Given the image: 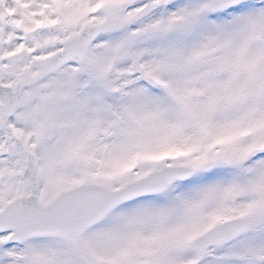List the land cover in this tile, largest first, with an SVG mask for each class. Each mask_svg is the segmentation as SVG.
<instances>
[{
	"label": "rangeland",
	"instance_id": "rangeland-1",
	"mask_svg": "<svg viewBox=\"0 0 264 264\" xmlns=\"http://www.w3.org/2000/svg\"><path fill=\"white\" fill-rule=\"evenodd\" d=\"M123 1L0 0V84L38 77L56 41L91 26L101 31L89 62L73 61L30 85L10 117L9 127L37 158L42 203L82 183L112 188L137 181L172 152L171 166L215 163L163 195L115 212L87 232L85 242L120 264H194L193 238L227 218L251 215L248 233L209 250L199 264H264L263 195L249 185L264 194V0L222 11L215 0H132L133 8L120 13ZM56 21L60 34L44 32L25 44L26 30ZM22 49L32 53L26 63L2 62ZM134 60L162 81L160 89L131 76ZM197 61L221 67L223 76L204 81L188 72ZM4 118L0 108V208L32 192L24 180L27 157L5 133ZM114 122L117 131L110 128ZM249 129L246 139L242 132ZM257 147L263 153L254 158ZM225 155L241 157L242 164L222 163ZM72 162L77 168H69ZM6 239L0 236V264H86L61 239H33L22 247H8Z\"/></svg>",
	"mask_w": 264,
	"mask_h": 264
},
{
	"label": "water",
	"instance_id": "water-1",
	"mask_svg": "<svg viewBox=\"0 0 264 264\" xmlns=\"http://www.w3.org/2000/svg\"><path fill=\"white\" fill-rule=\"evenodd\" d=\"M223 1V6H229L239 3L244 0H219ZM226 1V2H224ZM232 3H231V2ZM128 5H124L126 8ZM56 28H50L54 31ZM95 28L86 32L82 39H72L68 42L61 43L65 48L54 56L52 61L48 64V71L52 72L65 64V61H69L70 58L78 56L83 57L86 51V47L89 41H84L86 35L93 34ZM96 32V31H95ZM37 34L30 33L26 39L31 40L36 38ZM262 41L264 43V32L262 33ZM80 43H83L82 45ZM14 56L13 61L23 62L27 59V55ZM200 69V66H196ZM144 75V73H142ZM221 75V70L218 68L210 69L205 77H217ZM22 87L18 85L17 90H21ZM11 89L5 85L0 87V105L5 109L7 116L11 115L13 109L10 106L11 101ZM262 96L261 101H263ZM238 111L240 109L237 108ZM31 161V173L33 178L29 176V180L32 181L35 188V164L34 160ZM71 166H75L74 164ZM176 173L175 171L166 170V173ZM181 171H178L180 173ZM195 171L192 169H184L183 176L175 178L183 179L187 178ZM174 176L169 177V180H173ZM142 185H145L143 183ZM36 189V188H35ZM103 192L95 191L94 194L90 192L81 193L77 191L62 192L54 199V202L42 206L38 200L37 189L34 194L27 198H20L10 203L5 210L0 212V234L4 232H14L11 236V244H21L29 238L43 237V236H57L68 240L75 251L85 258L90 264H97V261L93 260L86 252L83 242L82 234L85 230L92 225L100 221L112 208L110 204L111 194L103 195ZM91 207L87 210L84 208ZM106 206V211H103L101 215L97 214ZM108 208L110 209L109 211ZM97 217V218H96ZM252 218H237L230 221H226L223 225L212 229L204 234L203 237L196 239L193 244L194 251L203 255V253L213 246H220L226 242H230L238 237L243 232H246L251 223ZM101 264H107L102 262Z\"/></svg>",
	"mask_w": 264,
	"mask_h": 264
},
{
	"label": "bare ground",
	"instance_id": "bare-ground-1",
	"mask_svg": "<svg viewBox=\"0 0 264 264\" xmlns=\"http://www.w3.org/2000/svg\"><path fill=\"white\" fill-rule=\"evenodd\" d=\"M2 18L4 19L6 24H8V23L11 24V22H10L11 16L10 15H8L7 13H4ZM223 35L227 37V35H225L224 33H223ZM226 37H223V38L225 39ZM211 143H212V141H211ZM222 158H223V160H227L229 162H234L236 160H239L240 157L237 155H233V156L225 155V156H222ZM249 185L256 188L257 190H259V194L258 193H256V194L263 195L262 198H260V201H258V202L259 203L262 202V204H263V206H259V208L264 209V194L262 193L260 186L252 185L251 183H249ZM261 219H262V221H264V212L261 213Z\"/></svg>",
	"mask_w": 264,
	"mask_h": 264
}]
</instances>
